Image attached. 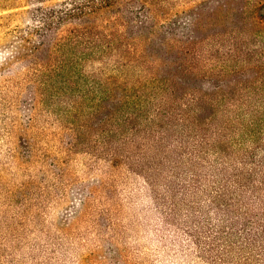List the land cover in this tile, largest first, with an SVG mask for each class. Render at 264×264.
<instances>
[{"label":"rangeland","instance_id":"obj_1","mask_svg":"<svg viewBox=\"0 0 264 264\" xmlns=\"http://www.w3.org/2000/svg\"><path fill=\"white\" fill-rule=\"evenodd\" d=\"M64 1L0 0V264H260L219 255L209 204L186 184L196 167L173 136H132L124 107L99 104L104 72L35 70L32 51L14 53L33 38L48 55L40 17Z\"/></svg>","mask_w":264,"mask_h":264},{"label":"trees","instance_id":"obj_2","mask_svg":"<svg viewBox=\"0 0 264 264\" xmlns=\"http://www.w3.org/2000/svg\"><path fill=\"white\" fill-rule=\"evenodd\" d=\"M155 3L64 1L40 17L55 31L48 55L33 38L14 53L32 51L23 59L35 70L104 72L99 104L124 107L119 123L131 120L132 136L152 134L156 145L173 136L179 163L196 167L186 184L209 204L219 255L229 249L262 264L264 1L212 0L188 10Z\"/></svg>","mask_w":264,"mask_h":264}]
</instances>
